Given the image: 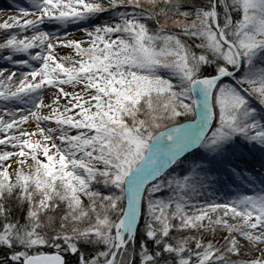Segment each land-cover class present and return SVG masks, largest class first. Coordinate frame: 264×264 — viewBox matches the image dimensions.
<instances>
[{"label":"snow or ice","instance_id":"6c2138e0","mask_svg":"<svg viewBox=\"0 0 264 264\" xmlns=\"http://www.w3.org/2000/svg\"><path fill=\"white\" fill-rule=\"evenodd\" d=\"M11 7L0 264H264V0Z\"/></svg>","mask_w":264,"mask_h":264},{"label":"rangeland","instance_id":"374dc122","mask_svg":"<svg viewBox=\"0 0 264 264\" xmlns=\"http://www.w3.org/2000/svg\"><path fill=\"white\" fill-rule=\"evenodd\" d=\"M16 0H0V20H2L3 18H5V16L7 14H11L12 11H14V9L11 7V5H13V3H15ZM2 63V62H0Z\"/></svg>","mask_w":264,"mask_h":264}]
</instances>
